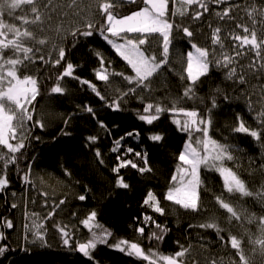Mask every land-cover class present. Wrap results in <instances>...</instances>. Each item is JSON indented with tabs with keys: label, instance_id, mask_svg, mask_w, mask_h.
<instances>
[{
	"label": "trees",
	"instance_id": "16d2710c",
	"mask_svg": "<svg viewBox=\"0 0 264 264\" xmlns=\"http://www.w3.org/2000/svg\"><path fill=\"white\" fill-rule=\"evenodd\" d=\"M246 1L201 0L207 11L197 3L183 16L168 14L167 19L174 27L167 61L145 82L147 87L124 79V76L135 77V73L101 35L99 29L105 26L104 17L98 13L97 5L89 7L90 4H85V11L79 15L74 14L73 9L60 12L66 17L61 26H57L61 27L59 34L55 26L61 20L56 16L50 21L43 17V31L40 26L24 24L7 13L0 17L21 31L32 30L36 39L47 41L40 45L22 38L26 46L33 48V53H29L31 60H23L24 54L19 53L23 63L17 65L18 76L35 78L39 94L29 106L33 120L28 121L29 129L23 141L25 147L15 154V162L9 163L7 169L4 160H0V175L6 174L8 179V186L0 190V233L4 237L0 239V247L5 248L0 254V264H150L154 260L120 252L113 247L120 240L137 243L147 256L152 251L172 256L183 246L188 252L183 258H177L183 264H240L236 250L231 248L230 235H236L245 254L251 255L253 244L249 243L248 234L251 233L253 239L260 237L258 226L260 218L264 217V143L246 133H237L234 128L243 121L250 129L264 132V125L255 122L249 114L245 100L248 95L244 93L246 87L236 78L228 79L225 70L210 66L208 74L195 83L193 93L189 97L184 95L190 85L186 66L192 44L207 49L212 32L220 28L223 13L227 11V17H232L234 6ZM252 1L264 7V0ZM117 2L119 7L112 11L118 18L146 7L143 0H117L114 3ZM29 8L22 5L16 14L27 12L31 21L33 16ZM197 12L201 15L194 19ZM89 19L95 23L93 35L84 37L77 33L73 37L71 32L77 27L87 30L85 24ZM184 27L189 28L192 37L185 36ZM47 29V34L59 36V47L65 49L66 55L60 64H55L58 54L51 57V40L44 33ZM4 31L8 39L14 38L13 33ZM146 40L141 46L146 55L163 60L162 37L148 34ZM3 53L7 58L12 55V49H4ZM261 56L264 57V52ZM67 63L73 65L72 74L59 79ZM8 67L5 65V70ZM97 72L106 73L109 79L98 80ZM57 84L64 88L63 94L51 92ZM97 92L105 99L101 100ZM114 101L120 110L113 111L109 107ZM213 101L216 107L212 106ZM149 103L154 107L144 113L143 109ZM157 105L165 110L151 124L139 119L140 115H156ZM89 107L93 109L91 113L87 111ZM173 108L194 110L200 117L211 118L209 135L229 145L234 157L232 161H225V166L232 168L246 182L252 196L228 194L219 173L202 165L198 211L185 210L165 198L173 187L172 177L182 167L179 156L189 136L193 138V145H196V138H203L202 133L181 131L174 121L183 115L171 111ZM36 121L44 124L43 129L35 124ZM157 134L162 136L161 141L150 138ZM197 148L203 154L202 145ZM0 155L7 159L12 154L0 146ZM127 161L131 163H125ZM132 164L137 167L133 168ZM144 168L148 170H140ZM119 180L128 187H118ZM32 184L37 190L34 200L38 195L37 202L45 208L41 217L55 212L51 219L44 221L45 247L23 245L19 235L14 234L18 208L22 213L24 202L31 200ZM149 192L156 197L164 214L153 210L152 201L144 203ZM80 195H84L85 200L81 201ZM217 197L232 205L240 219L232 218L229 222L231 214L220 206ZM61 200L65 202L60 204ZM13 203L17 207L13 208ZM93 211L95 223L110 231L111 236L106 245L92 251L95 260H87L76 249L79 242L70 224L75 219L76 225L84 231L82 242H86L91 233L81 223ZM146 216L151 219L145 221ZM212 217L222 229L219 235L214 229L198 227ZM6 220L12 221V229L4 226ZM157 224L167 231L161 233ZM65 225L71 236L69 246L63 245L57 231V226ZM139 228L144 229L143 234ZM153 233L162 235L163 239H157ZM157 264L165 263L157 260Z\"/></svg>",
	"mask_w": 264,
	"mask_h": 264
},
{
	"label": "snow or ice",
	"instance_id": "6c2138e0",
	"mask_svg": "<svg viewBox=\"0 0 264 264\" xmlns=\"http://www.w3.org/2000/svg\"><path fill=\"white\" fill-rule=\"evenodd\" d=\"M95 2L98 13L104 17L105 26L99 29L101 35L104 40L111 45L117 55L121 57L135 73V77L124 76V79L129 83H133V81H135L137 86L147 87L145 82L149 81L154 73H157L160 67L167 61L170 35L174 27L168 19H165L168 13L169 0H143L146 7L132 13L131 15L124 16L123 18H118L112 11L114 7H119L118 2L114 3L110 2V0H95ZM217 2H220V0H217ZM72 3H76V0H72ZM179 3L180 7L176 9V12L173 13V15L179 14L183 16L186 11L184 7L185 5L190 6L197 3L200 8L207 11L206 5L202 3L201 0H179ZM22 5L30 6L28 11H30L33 16L31 21L28 19L27 12L24 15L16 14L17 9H20ZM47 7L48 5L45 4L44 8L47 9ZM77 7H79V5H77ZM89 7H91V5H89ZM255 11V8H253L249 15L252 16ZM5 13L14 19L21 20L24 24L31 23L32 25H38L40 26L41 31L44 30L42 25L45 13H43L40 9V0H0V17H3ZM76 15H79V13H76ZM200 15L201 13L197 12L193 18L199 19ZM261 15H264V12H262ZM226 16H228L227 11L223 13L221 18L223 19V17ZM48 19L51 20L52 17L48 16ZM237 27L241 26L237 25ZM85 28L87 30H81V28L77 27L75 31L71 32V35L75 37L77 33H79V35L84 37L92 36L93 29L95 28L94 21L89 19L85 24ZM5 29L7 32L13 33V39L7 38L6 32L4 31ZM182 30L185 36L192 37L193 33L189 30V28L184 27ZM57 31H59V29H57ZM220 31L221 29L217 27L212 33V43L214 45L220 42L218 35ZM243 31L244 33H248L249 29L247 27H243ZM132 33L139 34L140 38L132 39L128 36H122V34ZM148 34H158L162 37L163 60L158 61L156 56L146 55L145 51L142 50L141 46L147 42L146 37ZM0 37H4V39H0V146H3V148L7 149L8 153L12 154L7 159H5L3 155H0V160H4V168L7 169L9 163L15 162V154L25 147L23 134L26 130L27 122L33 120V114L29 110L28 105H30L39 94L37 80L35 78L30 75H24L22 78L18 76L17 65H21L23 60H31L29 53H33V48L26 46L22 38L34 40L40 45L46 44L47 41L46 39H36L32 30L26 28L24 31H21L15 25L5 23L3 19H0ZM234 39L240 41L241 45L251 44L253 48L259 47L257 44V33L255 30L251 32L250 39L248 35L243 37L237 35ZM118 40H122L123 42H117ZM53 46L58 49L59 57L55 60V64H60L65 58V49L63 47H59V45L54 44ZM221 47H223L222 44ZM8 48L12 49V55L5 58L3 50ZM192 48L195 51L187 54L186 72L190 85L186 87L184 92L186 97H189L193 93L195 83L201 77L208 74L210 64L212 63V61L209 60L210 53L208 49L198 47L196 44H192ZM21 52L24 54L23 60H21L19 56V53ZM257 55H259V52H257ZM40 59L43 60L44 57L41 56ZM225 61L226 62L223 64V67H227L228 63L231 62L227 57H225ZM103 63L104 61L101 57V64L103 65ZM5 65L9 66L6 70ZM217 67H221L219 61H217ZM72 71L73 65L71 63H67L66 69L63 71L59 79L71 76ZM235 73V68L230 69L227 73V78L232 79ZM96 77L101 81H107L109 79L106 73L101 72H97ZM241 82H243V77H241ZM84 83L87 82L85 81ZM93 91H95V88H93ZM51 92L55 94H63L64 88L57 84L52 87ZM97 95L101 100L105 99V97L101 96L99 92H97ZM225 99H227V97H225ZM212 106L216 107L215 101H213ZM109 107L113 111L120 110L119 104L115 101L112 105H109ZM153 107V104H147L143 109L144 113H148L153 109ZM164 110V108L157 105L155 106L156 115H140L139 119L151 124L158 118V114ZM87 111L91 113L93 109L89 107L87 108ZM171 111H179L187 117L182 126L179 120L174 121V123L180 126L181 131H195L202 133L203 138H196L195 144L202 145L203 154L197 147L193 146V138L189 136V140L184 146V151L181 152L179 156V160L187 167L178 168V172L181 173L179 176V186L171 188L166 195V199L172 201L176 205H179L185 210H191L193 212L198 211L200 199L198 188L201 184L199 170L202 165L208 170H215L219 173L223 179L224 189L228 194L239 193L241 197L252 196L253 193L248 190L246 182L241 179V177L233 171L232 168L225 166V161H232L234 157L231 153L229 145L220 143L209 135V129L212 123L211 118L200 117V114L194 110L186 111L184 109L177 110L173 108ZM260 115L264 117V113H261ZM35 124L41 129L44 127V124L41 121H36ZM262 125H264V120H262ZM101 126L103 127V124H101ZM18 130L21 131L20 142L16 144L10 143V139H16ZM234 131L237 133H246L255 140L264 143V132L250 129L243 121H241L239 125L234 128ZM128 135H132V133H129ZM150 138L153 141H161L162 136L157 134L151 136ZM37 139L39 138L37 137ZM89 139L95 138L90 137ZM113 150L115 151V149ZM129 151H131V149H129ZM97 155H99V153H97ZM137 155L140 154L137 153ZM125 163H131V161H127ZM145 163H147V161H145ZM120 166L123 167L124 164H121ZM131 166L133 168L137 167L136 164H132ZM140 170L146 171L148 169L144 168ZM116 171H118V169H116ZM186 176L188 177L187 179L185 178ZM172 180L177 181V177L173 176ZM7 186L8 179L6 174L0 175V190L5 189ZM117 186L124 188L128 187V185L123 183L122 180L117 181ZM78 198L83 201L86 197L84 195H80ZM149 201H155V205L153 206V210L155 212L164 214V210L159 206V202L156 201V197L151 192L148 193L147 199L144 203L149 204ZM64 202V200H61L59 203L63 204ZM217 202L223 209L231 214L229 222H231L232 218H235L236 220L240 219V215L234 210L232 205L225 202L220 197H217ZM12 207L15 208L17 205L13 203ZM53 215H55V212L51 211L43 218L36 213H32V215L28 217L30 224L26 223L25 229L31 233L33 237L32 242L34 244L39 243L46 246V225L44 221L51 219ZM95 218L96 213L93 211L85 220L82 221L84 226L88 228L91 235L86 242H81L76 245L77 251L87 260H95V257L91 255L92 251L97 249L98 246L106 245L108 238L111 236L110 231L95 223ZM150 219L151 217H145V221ZM4 226L8 229H12L13 223L11 220H6L4 221ZM156 227L160 229L161 233H165L167 231L158 224ZM198 227L214 229L218 235L222 231L215 217L210 218L206 223L198 225ZM258 227L260 237L253 239L252 234L249 233V243L253 245H260L259 256L261 257V264H264V217L260 218ZM57 231L60 233L63 245L69 246L71 236L67 231V226H57ZM138 231L143 234L144 229L139 228ZM152 235L156 236L157 239H163L162 235L157 236L156 233H153ZM3 238V234L0 233V239ZM229 238L231 248L235 249L236 254L239 256L240 264H256L255 249L252 250V256L246 255L245 250L241 247V240L238 239L236 235H230ZM24 239L27 240L28 237L25 236ZM113 247L120 252H126L129 256L134 255L136 257H142L145 260L149 259L137 243L129 244L126 240H120ZM4 251L5 248L0 247V254H3ZM187 252L188 249L181 246V249L176 251L174 255H159L157 259L165 262V264H183V261L180 260L178 262L177 258H183ZM152 255L157 256L156 253H152ZM150 264H157V261L152 260L150 261Z\"/></svg>",
	"mask_w": 264,
	"mask_h": 264
},
{
	"label": "rangeland",
	"instance_id": "374dc122",
	"mask_svg": "<svg viewBox=\"0 0 264 264\" xmlns=\"http://www.w3.org/2000/svg\"><path fill=\"white\" fill-rule=\"evenodd\" d=\"M117 0H110V2H116ZM128 1V0H125ZM249 1V2H248ZM245 3L237 4L232 9V17H223V20L221 21L220 25V33L219 38L220 42L217 44L212 43V34L210 38V44L208 46V51L210 53L209 60L212 61L210 66L222 69L226 71V74L228 71L232 68L236 69V73L232 78H236L237 82L239 84H242L246 87L244 90V93L247 92V98L246 103L248 107L249 114L252 116V119L255 122H258L262 124V120H264V117H262L260 114L264 113V57L261 56L262 52H264V15H261L262 12H264V7L258 6L254 1L248 0ZM47 4V9L44 8V5ZM85 4H90L91 6H96L95 0H76V3H72V0H40V9L43 13H45V17L48 19V16H56L59 17L61 21L59 23L56 22L55 28L59 29L61 27H57L58 24H62L63 20H65L66 14H61L60 12L68 11L69 9H73V13H79L82 14L85 9ZM168 13L165 17L167 19L168 14L173 15V13L176 12V9L180 7L179 0H169L168 3ZM79 5V7H77ZM191 6V5H190ZM190 6L185 5V14L188 12V9ZM30 7V6H28ZM253 8H255V12L252 14V16L249 15L250 12H252ZM173 16H181L179 14L173 15ZM49 20V19H48ZM50 21V20H49ZM237 25H240L241 27H237ZM243 27H247L249 29L248 33H244ZM53 28V27H50ZM56 29V30H57ZM47 29L44 33L47 36L46 38L51 40V48L50 53L51 57H56L58 54V49L54 47L53 45H59V36H51L50 34H47ZM255 30L257 33V44L259 45L258 48H253L251 44L247 45H241V42L238 40H235V36H245L248 35L249 39L251 38V32ZM213 33V32H212ZM57 34L58 31H57ZM122 36H128L132 39H138L139 34H122ZM0 39H4L3 37H0ZM117 42H123L122 40ZM221 44L223 47H221ZM195 50L192 48L191 52H194ZM257 52H259V55H257ZM225 57L228 58L231 62L228 63L227 67H223V64L226 62ZM217 61L220 62L221 67H217ZM187 68V66H186ZM187 73V72H186ZM241 77H243V82H241ZM30 105H28L29 107ZM14 107V106H13ZM183 115V114H182ZM187 119L184 115L180 118H177L176 120H179L181 122V126L183 125V122ZM29 129V124L27 122L26 124V130L23 134V141L26 137V134ZM21 140V131H17V137L16 139H10V143L16 144L19 143ZM187 143V142H186ZM185 143V144H186ZM185 146V145H184ZM194 147H197V145H193ZM184 151V147L182 152ZM182 167H187L182 164ZM181 175L180 172H177L174 176L177 177V181H173V187L179 186V176ZM188 178L187 176L185 177ZM172 187V188H173ZM31 200L24 202V207L22 213L19 211L18 208V214H17V221H16V230L14 234L21 238L23 245H37L40 247H45L44 244H34L33 237L31 233H29L25 229V224L29 223L30 220L28 217L32 215V213L41 214L43 211H45V208L40 204L38 195L36 196V200H34V197L36 195L37 190L35 189L34 185L31 186ZM167 195V194H166ZM166 198V196H165ZM170 201V200H169ZM172 202V201H171ZM42 203V202H41ZM155 205V201H152V206ZM88 216H86L87 218ZM85 218V219H86ZM83 219V220H85ZM83 226L84 224L81 223ZM71 229L73 228V232L75 233V237L78 238V242L81 243L83 236V229L81 227H78L76 225L75 219L74 222L71 224ZM85 227V226H84ZM87 228V227H85ZM27 236L28 239H24V237ZM46 236V232H45ZM78 243V244H79ZM259 248L260 245L256 244L252 246L251 249V255H253V249H255V261L256 264H261V257L259 256ZM152 253L155 252H149L148 257L154 260H158L157 257L159 256H153ZM160 261V260H158ZM161 263H165L163 261H160ZM217 264H223V263H217ZM229 264H238L237 262H230Z\"/></svg>",
	"mask_w": 264,
	"mask_h": 264
},
{
	"label": "water",
	"instance_id": "95a60500",
	"mask_svg": "<svg viewBox=\"0 0 264 264\" xmlns=\"http://www.w3.org/2000/svg\"><path fill=\"white\" fill-rule=\"evenodd\" d=\"M79 253V252H78ZM80 254V253H79ZM142 258V257H141Z\"/></svg>",
	"mask_w": 264,
	"mask_h": 264
}]
</instances>
